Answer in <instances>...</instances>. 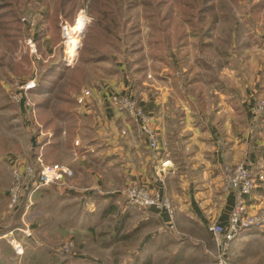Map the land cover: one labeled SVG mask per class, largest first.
<instances>
[{
  "label": "crops",
  "instance_id": "obj_1",
  "mask_svg": "<svg viewBox=\"0 0 264 264\" xmlns=\"http://www.w3.org/2000/svg\"><path fill=\"white\" fill-rule=\"evenodd\" d=\"M249 1L245 20L248 15L261 22L263 3ZM173 2L159 1L154 13L140 14L143 21L127 34L110 32L102 19L85 22L87 30L68 68L61 62L58 34L50 26L29 29L43 62L39 64L47 72L31 81L35 82L29 91L30 96L35 91L32 116L29 107L18 110L22 130L35 129L37 143L32 141L31 151H23L18 138L5 136L0 163L9 167L31 153L69 165L74 176L67 180L68 186L53 184L34 194L37 204L51 200L55 208L53 213L37 209L41 217L37 215L36 221L28 219L32 209L17 210L18 214L0 209V264H28L24 223L34 239L43 244L55 241L61 226L55 213L69 206L66 197L78 196L91 206L103 200V209H145L172 228L184 215L207 227L225 224L233 206V193L223 189L222 168L243 163L254 170L262 164L264 170V115L252 114L256 101L264 98V47L232 46L227 60L216 64L219 53L206 63V37L220 38L221 28L225 31L218 0L211 1L210 12L203 7L195 10L197 5L189 0ZM209 13H213L210 19ZM244 22L234 21L232 38L242 35ZM206 68H212L211 78H204ZM153 73L163 77H152ZM157 81L165 92H157ZM84 90L90 95L84 96ZM117 94L132 95L151 119L158 134L156 150L148 148L133 120L112 103ZM132 183L161 191L170 200L173 219L155 207L132 206L123 194ZM260 209H264V180L248 198L250 214ZM14 216L18 221L13 225L19 226L11 228ZM11 242L20 243L22 252L15 253L6 244ZM48 253L44 254L51 258ZM71 259L67 262H74Z\"/></svg>",
  "mask_w": 264,
  "mask_h": 264
},
{
  "label": "rangeland",
  "instance_id": "obj_2",
  "mask_svg": "<svg viewBox=\"0 0 264 264\" xmlns=\"http://www.w3.org/2000/svg\"><path fill=\"white\" fill-rule=\"evenodd\" d=\"M159 1L169 0H0V160L4 155L2 149L7 135L18 138L23 145V151L27 149L31 151L33 142L37 143L38 133L35 129L28 127V131L22 130L18 110L21 106L24 109L29 107L28 113L32 116V101L34 102L32 95L35 91L31 96L29 91L35 87L30 89L24 87L35 79L37 74L41 78L43 73L47 72H43L42 64H39L43 62L37 55L36 40H34L36 47L32 42V48H29L28 41L31 38L29 29L33 25H36L35 30L38 26L39 29L50 26L59 36L61 62L68 68L74 64L77 47L81 45V37L87 30L85 28L89 23L85 26V22L102 19L110 32L127 34L136 31L135 23L143 21L140 14L155 12L153 8ZM181 1L183 0H174L173 4L179 5ZM189 1L196 4L193 0ZM202 1L203 4L199 0L195 10L205 5L202 8L204 12H210L213 8L210 4L212 0ZM256 1L264 5V0ZM246 3L247 0H218V10L225 31L221 28L223 37L220 38H214L212 35L206 37L203 61L212 63L219 53L220 59L215 60L216 64L222 59L227 60L229 48L232 46L262 45L264 47V16L261 22L256 21V16L249 19L246 15L245 20ZM258 8L253 7V11L260 12ZM232 13L237 17L235 20L240 18L245 21L239 23L243 30L240 37L230 36L232 32L229 31L235 21ZM81 14L84 16L83 29L76 33L72 28ZM212 14H208L209 19ZM22 17H27L29 21L23 22ZM64 25L67 26V34L63 33ZM72 37H77L78 43L71 52ZM262 58L264 61V55ZM67 61L70 63L67 64ZM206 63L202 62L201 65ZM208 68L204 69L206 75L204 78H211L213 75V67ZM159 74L153 73L152 77ZM161 75L163 77V74ZM157 80L164 82V79ZM158 81L157 92H165L164 84ZM29 114L24 113L27 116H30ZM35 157L30 153L27 158L15 159L10 165H16L24 160L31 162ZM10 171L11 166L0 163V209H9L6 205V196L11 181ZM7 178L8 184L5 182ZM66 199L69 206L60 209L58 215L55 213L56 219H60L61 222V226L57 228L55 241L43 244L40 239L27 238L24 246L28 252V264H49L50 261L53 264L58 262L59 264H218V248L214 237L206 226L196 223L186 215L180 216V221L172 228L160 223L145 209H103L106 203H103V200L94 202L91 206L88 201H83L78 196L66 197ZM37 203V198L34 197L33 204L29 208L32 210L28 209L31 212L28 216L31 222L33 219L38 220L37 209H46L50 213L55 209L51 200L45 203L39 202L41 205ZM11 212L19 213L15 210ZM253 215L255 218L252 225L240 229L239 233L228 242L225 251L228 264H264V209L254 212ZM15 217L12 219V225L18 221ZM15 226L19 225H13L11 228ZM14 230L21 232L17 228ZM30 231L32 233L31 228ZM69 241L72 243L71 251H64L63 245ZM6 244L14 250L15 242ZM48 252L52 253L51 258L44 254H49ZM68 259L74 262H67L70 261Z\"/></svg>",
  "mask_w": 264,
  "mask_h": 264
},
{
  "label": "built area",
  "instance_id": "obj_3",
  "mask_svg": "<svg viewBox=\"0 0 264 264\" xmlns=\"http://www.w3.org/2000/svg\"><path fill=\"white\" fill-rule=\"evenodd\" d=\"M21 20L23 22L29 21L27 17H22ZM66 29V25L62 26L64 34H67ZM32 42L29 39L28 45L31 48ZM72 51L73 49H71ZM69 63L67 61V64ZM33 86V82H30L25 85L24 89ZM83 95L89 96L90 92L84 90ZM14 98L17 100L16 97ZM111 100L119 111H125L133 120L148 148L153 151L156 150L158 147V134L153 127L151 119L139 106L136 98L129 94H117L113 95ZM252 114L254 117L264 115V98L256 101L252 108ZM10 166L11 181L7 188L6 205L9 208L8 210L13 211L15 207L23 203V213L33 204V196L37 191L43 190L53 184L68 186L67 180L74 176V171L69 165L58 162H45L40 155H37L34 161L29 162L24 160V162H18L16 165L12 164ZM222 171L224 174L223 189L233 193V206L225 224L213 223L207 226V230L216 241L218 264H228V260L225 257L228 242L239 233L240 229L252 225L255 218L248 211V198L257 183L264 180V170L262 164H258L256 170H254L243 163H238L235 165H225ZM123 194L132 206L139 208L155 207L158 210H164L170 219H173V209L169 199L164 197L158 190H152L140 184L132 183L124 189ZM26 225L24 223L25 229L22 232L26 238H29L32 236V233ZM13 246L16 253L22 252L20 243L15 242ZM71 246L72 243L70 241L66 242L63 245L64 251H71Z\"/></svg>",
  "mask_w": 264,
  "mask_h": 264
},
{
  "label": "bare ground",
  "instance_id": "obj_4",
  "mask_svg": "<svg viewBox=\"0 0 264 264\" xmlns=\"http://www.w3.org/2000/svg\"><path fill=\"white\" fill-rule=\"evenodd\" d=\"M83 24H84V16L81 14V15L78 16L76 25L72 28V31H74L76 33L80 32L83 29ZM76 35H78V34H76ZM72 38H73V40H72V47H71V49H73V47L75 45H77V43H78L77 37H72Z\"/></svg>",
  "mask_w": 264,
  "mask_h": 264
},
{
  "label": "trees",
  "instance_id": "obj_5",
  "mask_svg": "<svg viewBox=\"0 0 264 264\" xmlns=\"http://www.w3.org/2000/svg\"><path fill=\"white\" fill-rule=\"evenodd\" d=\"M204 6L205 5H203L202 7L204 8ZM41 191V190H40ZM39 192V191H38ZM34 198V197H33ZM23 209H24V204L23 203H21L15 210L17 211V210H22L23 211Z\"/></svg>",
  "mask_w": 264,
  "mask_h": 264
}]
</instances>
